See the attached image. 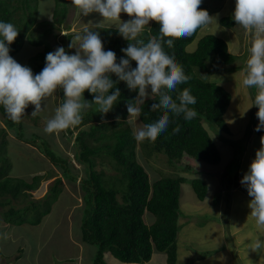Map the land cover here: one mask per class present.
Instances as JSON below:
<instances>
[{"label": "trees", "instance_id": "obj_1", "mask_svg": "<svg viewBox=\"0 0 264 264\" xmlns=\"http://www.w3.org/2000/svg\"><path fill=\"white\" fill-rule=\"evenodd\" d=\"M53 1L52 20L40 21L39 0H0V21L12 23L19 30L17 39L9 46V54L14 57L26 44L38 49L25 65L34 74L44 68L46 55L56 48L52 41L61 36L63 29H70V0ZM200 8L211 15L208 5L201 4ZM221 25L233 28L235 22L232 17H224ZM86 27L99 31L105 51H114L117 62L121 58H127L121 49L126 48L129 41L120 36L116 28ZM147 28L138 39L147 42L152 36H158L159 25L156 22L153 21ZM199 32L200 30L189 38L175 40L173 49L165 46V51L173 55L185 74L190 76V80L178 88L181 91L189 89L196 98V103L190 107L197 112V116L190 121L184 120L182 115L171 117L168 130L158 136L155 142H137L133 135V122L128 121L127 104L136 98L138 90L132 91L125 82L120 81L117 87L121 96L110 112L102 115L95 111L96 106L93 105L83 113L82 122L78 126L61 131L65 141L70 143L77 131L73 143L74 159L81 165V170L72 167L68 158L52 148L54 135L49 137L46 133H35L25 138L20 122L10 120L0 106V115L7 128L14 129L19 125L21 130L16 129L17 140L31 144L40 154L50 159L61 174L49 185L44 196L36 198L33 193L41 186L44 176L36 175L30 181L11 177L7 163L2 164L0 210L3 222L12 226L40 225L52 212L53 204L64 191L65 182L79 181L83 192L81 240L96 248L92 264H108L106 253L122 263L144 264L152 260L155 252L166 254L167 264H177L181 186L186 183L187 178L178 174L152 183L145 167L138 160V147L144 151L147 149L152 154H165L170 165H178L185 158L211 166L220 163V151L204 123L230 133L224 115L232 96L221 85L199 78L194 69L202 68L210 72L214 69L208 66L210 59L212 63L218 60L222 65L230 66L236 62V56L230 53L226 41L214 35H206L200 39L196 50L190 52L189 46L196 40ZM75 35L65 34L60 43L55 42L56 46L65 45V51L71 54L72 48L69 45ZM131 63L135 68L136 63ZM112 79L117 78L113 75ZM84 96L89 102L94 99L93 94L87 91ZM173 98L175 99V94ZM154 102H158V98H148L140 106L142 112L138 119L143 125L154 122L162 114L161 111H150ZM258 124L259 121L256 126ZM177 126L180 131L173 133V128ZM255 132L260 137L264 136V128ZM104 153L111 158L118 172L113 185L106 179L103 171L97 170V159ZM186 166L182 168V172L190 171L191 165ZM80 174L82 179L79 180ZM191 183L199 201H204L208 195L206 181L196 178L191 179ZM147 214L155 217L152 225L146 224Z\"/></svg>", "mask_w": 264, "mask_h": 264}, {"label": "rangeland", "instance_id": "obj_2", "mask_svg": "<svg viewBox=\"0 0 264 264\" xmlns=\"http://www.w3.org/2000/svg\"><path fill=\"white\" fill-rule=\"evenodd\" d=\"M38 3L39 20H52L54 1L39 0ZM41 4L44 5L43 9ZM202 4L208 5L211 16L215 17L218 14L219 26L213 23L207 29H202L197 40L189 46V51L197 48V42L201 38L214 35L226 41L230 53L236 56V62L230 66L222 65L218 60L212 63L210 59L208 66L214 68L210 72L202 68L194 69L199 78L221 85L232 96L230 106L224 115L230 133L204 123L220 150V164L211 166L185 158L178 165H170L165 154H152L140 147L138 160L145 167L152 183L165 177H176L178 174L187 178L186 183L181 186L177 264H264V253L249 248L257 237L264 240V234L255 227L254 220L249 216L251 209L248 204L252 198L248 195L246 187L240 183L255 158L256 151L261 147V137L255 132V126L259 121L256 116L258 108L253 105L256 89H246L241 85V72L245 68L253 35L236 23L231 29L220 24L221 18L232 17L235 0H202ZM129 18L125 13L121 14L122 21L126 22ZM102 19L98 13L79 16L71 7L69 24L72 28L63 34L83 33L86 26L95 28ZM88 22L90 23L87 25ZM101 27L116 28L107 23ZM63 34L52 41L53 47H58L55 42L60 43ZM63 48H66L65 45ZM37 51L38 49L26 44L13 58L25 66ZM71 54H75L74 48ZM62 102L63 92L59 90L53 97L45 100L44 104L42 103L44 110L35 117L31 116L35 108L29 105L20 121L25 138L35 133L44 135L47 119L54 115V107H58ZM2 120L0 115V167L7 163L11 177L26 181L32 180L35 175L44 176L42 185L33 193L36 198L37 196L41 198L49 185L61 176L60 170L31 144L17 140L16 129L19 125L17 128L8 129ZM133 125L134 130L143 127L139 119L133 122ZM48 135L49 137L54 135L52 148L68 158L72 167L81 170V165L74 159L75 135L71 143L65 141L61 132ZM97 162V170L105 173L111 185L116 183L118 172L111 158L104 153ZM186 165H191L190 171L182 172ZM196 178H201L208 184L209 193L204 201H199L192 187L191 179ZM80 179L82 174L79 175ZM79 184V181L65 182L64 192L53 204L52 212L37 227L27 224L22 226L5 224L0 210V264H92L96 248L81 240L83 192ZM223 215L231 230L235 231V234L238 231L236 237L232 234L234 239H229L231 236L229 233L222 235V226L226 223L220 221L219 217ZM145 219L146 224L152 225L155 217L147 214ZM223 248L226 249L221 250ZM107 254L110 253H106L105 256ZM165 257L166 254L157 252L155 262L145 264H161Z\"/></svg>", "mask_w": 264, "mask_h": 264}, {"label": "clouds", "instance_id": "obj_3", "mask_svg": "<svg viewBox=\"0 0 264 264\" xmlns=\"http://www.w3.org/2000/svg\"><path fill=\"white\" fill-rule=\"evenodd\" d=\"M70 2L79 16L98 13L103 19L96 25L97 28L105 23L115 26L119 35L129 41L128 46L121 49L127 58L117 62L114 51H105L99 31L85 27L83 33H74V40L69 45L75 49V54H68L63 47H57L46 55L44 68L34 74L30 67L21 65L9 54V46L17 39L19 30L12 23L0 21V106L10 120L19 123L29 105L35 108L31 116H37L44 110L42 103L62 90L63 102L55 108L54 115L47 119L44 127L46 134H58L78 126L83 113L93 105L96 106L95 111L102 115L110 112L121 96L117 87L120 81L125 82L128 89L138 90L136 98L127 104L128 121H137L142 112L140 106L148 98H158V102L151 104L150 111L162 112L154 122L134 130L137 142H155L168 130L171 117L182 115L184 120L190 121L197 116V112L190 107L196 103V98L189 89L181 91L178 88L187 83L190 76L185 74L174 56L165 51V46L173 49L175 40L189 38L213 23L219 26L218 14L214 17L200 8L202 0ZM122 13L130 17L126 22L121 20ZM232 19L253 35L245 68L241 72V85L246 89H256L253 105L258 108L256 116L259 124L255 131H260L264 128V0H235ZM152 21L159 25L158 36H152L147 42L138 39ZM69 28L63 29L60 34L69 32L72 27L69 25ZM132 61L136 63L135 68ZM113 75L116 80L112 79ZM86 91L93 94V101L85 99ZM172 131L178 133L179 126ZM260 144L240 183L252 198L248 204L251 209L249 216L264 234V136H261ZM249 248L264 253V240L257 237Z\"/></svg>", "mask_w": 264, "mask_h": 264}, {"label": "crops", "instance_id": "obj_4", "mask_svg": "<svg viewBox=\"0 0 264 264\" xmlns=\"http://www.w3.org/2000/svg\"><path fill=\"white\" fill-rule=\"evenodd\" d=\"M99 16H97V19H98ZM153 22V21H152ZM90 22L87 23V25L89 24ZM208 193H209V189H208ZM208 196V195H207ZM207 198V197H206ZM220 218V221H223V222H227L226 219H225V215H223L222 217H219ZM235 231H232L231 228H230V225L228 223H226L224 226H222V235L225 236L223 233H229L231 236L229 239H234V237H236V234L238 233V231H236V234L234 233ZM232 234H235V236L232 238ZM228 239V240H229ZM226 248H223L221 250H225ZM203 259V257H200ZM93 259V257H92ZM105 259H106V262L108 264H128V263H122L120 261H118L117 259H115L114 257H112L110 254H107L105 256ZM151 262H155V257L154 259L151 261ZM93 263V262H92ZM161 264H165V258L161 261Z\"/></svg>", "mask_w": 264, "mask_h": 264}]
</instances>
